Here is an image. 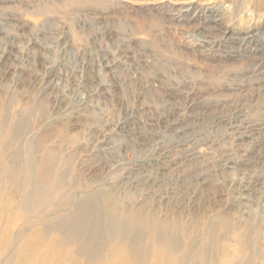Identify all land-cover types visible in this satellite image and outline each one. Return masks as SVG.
Masks as SVG:
<instances>
[{
    "label": "rangeland",
    "instance_id": "1",
    "mask_svg": "<svg viewBox=\"0 0 264 264\" xmlns=\"http://www.w3.org/2000/svg\"><path fill=\"white\" fill-rule=\"evenodd\" d=\"M87 99L81 118L57 111ZM263 102L264 0H0V264H264L256 155L182 162L151 187L172 184L165 199L114 187L141 134L169 146L174 110L206 125ZM107 212L132 231L111 234Z\"/></svg>",
    "mask_w": 264,
    "mask_h": 264
},
{
    "label": "bare ground",
    "instance_id": "2",
    "mask_svg": "<svg viewBox=\"0 0 264 264\" xmlns=\"http://www.w3.org/2000/svg\"><path fill=\"white\" fill-rule=\"evenodd\" d=\"M150 79L161 85V75L159 73H154ZM260 84V82H257L256 86ZM93 96V92L90 91L89 97L92 98ZM190 102H192V100ZM262 104L263 106L260 108H258V104L254 105L256 106V110L254 111L240 109L232 115L216 112L206 125L187 121L183 115V108L174 110L172 117L166 122L169 133V146L162 147L160 142H162L164 136L161 134H152L148 138L145 134H141V137L145 140L144 157L142 161L131 171L122 176L114 187L137 189V201L150 196L157 200L165 199L173 189L172 184L166 183L161 192L151 190V187L158 185L160 180L162 181V175H164L166 170H172L178 167L182 162L199 163L203 167L210 168L212 171L218 173V161L222 157L230 158V156L234 155L233 160H235V163H244L246 156L253 154L264 161V102ZM91 106V99L77 100L71 105L68 103L64 104L61 108H58L57 111L63 116H70L74 119H78L81 118ZM193 117L194 116H189V119ZM103 119V127L99 128L96 137H93L95 141L103 137L104 127L109 124L107 118ZM151 119V116L148 115L145 117L138 114L134 116V120L138 124L150 123L152 121ZM193 119H195V117ZM172 153L174 157L170 159ZM194 179L195 184H202L205 180V176L202 172ZM249 189L250 187L248 186H242L240 188L241 191H247ZM242 200H244V198H242ZM92 217L93 221L92 223L89 222L88 226L90 231L94 233L92 234V238H95V236L98 238L101 234H96L98 233L96 231L102 226L103 222L100 221L101 217L99 214H92ZM106 217L109 218L108 226L111 234H120V232L127 234L132 231L133 227L131 223L127 220L123 221L120 219L117 213L112 214L111 212H107ZM77 224L78 226H82L83 221H80V223L77 222ZM120 244L123 251L125 250L127 252L130 242L121 241ZM87 245L88 242L86 243V246ZM125 251L122 254H125Z\"/></svg>",
    "mask_w": 264,
    "mask_h": 264
}]
</instances>
